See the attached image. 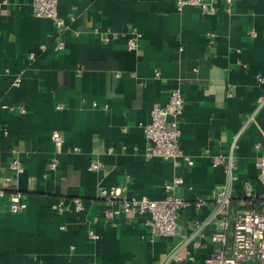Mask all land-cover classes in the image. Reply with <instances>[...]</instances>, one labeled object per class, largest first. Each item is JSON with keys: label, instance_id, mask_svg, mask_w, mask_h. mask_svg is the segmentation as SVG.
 <instances>
[{"label": "crops", "instance_id": "obj_1", "mask_svg": "<svg viewBox=\"0 0 264 264\" xmlns=\"http://www.w3.org/2000/svg\"><path fill=\"white\" fill-rule=\"evenodd\" d=\"M3 1L0 184L18 156L24 171L17 186L28 207L13 213L0 197V264H205L215 225L196 230L226 180L212 156L228 153L240 131L235 188L241 192L245 180L261 188L255 143L264 141V108L249 117L264 93L256 79L264 74V0H237L230 13L222 1L215 14L192 5L179 9L176 0H59L69 25L60 51L52 20L35 16L32 0ZM132 29L142 32L137 49L126 45ZM173 88L185 97L180 143L192 167L145 158L144 126L153 105L165 104ZM54 130L64 136L60 152ZM54 157L59 164L50 169ZM93 160L101 161L100 170L88 169ZM174 177L181 178L176 194L192 203L179 211L175 235H151L138 212L105 216L101 186L126 185L129 196L161 199ZM75 197L84 209H58ZM199 200L205 203L197 206Z\"/></svg>", "mask_w": 264, "mask_h": 264}, {"label": "built area", "instance_id": "obj_2", "mask_svg": "<svg viewBox=\"0 0 264 264\" xmlns=\"http://www.w3.org/2000/svg\"><path fill=\"white\" fill-rule=\"evenodd\" d=\"M223 1L224 11H233L237 0H176L179 9L186 5L198 7L205 14H215L220 9L219 5ZM7 2L6 0L3 3ZM32 10L35 16L51 19L57 35L59 36L54 48L57 51L65 48L62 38L63 32L68 28L67 21L59 13V0H32ZM97 32V31H96ZM115 36V35H114ZM142 32L132 29L126 38V45L129 49L139 47V39ZM105 41H110L111 34L104 35ZM46 45H40V49H45ZM35 53H30V58L35 57ZM79 75L82 74V67L77 69ZM157 74H159L157 72ZM256 79L264 84V74L258 73ZM21 77L17 76L13 82L18 86ZM63 104L57 105L61 109ZM12 108V107H11ZM264 108V93L259 95L256 101L254 112L249 120ZM21 113H25L24 106L18 107ZM185 109V97L180 88H173L165 104H154L151 110V120L144 126L147 139L145 158H161L164 160H182L192 167L195 163L193 158L186 154L181 147V117ZM242 131L235 134L232 145L228 153H218L212 156V166H224L226 180L215 190L213 201L214 208L210 215L199 221L196 232H200L206 225H215V231L210 236V242L214 248L212 253L205 259V264H264V141H257L255 148L260 151L255 163L259 173L261 188L258 189L248 180L243 181L242 191L235 188V184L240 179V169L235 159L234 150ZM52 140L60 152L64 145V136L58 130L52 132ZM208 152V150H206ZM59 164L58 158H53L49 163L50 169H56ZM13 174L7 176L0 184V197H7L9 210L13 213L25 211L28 202L24 193L17 186V176L24 171L21 159L13 155L11 160ZM99 160L90 162L88 169L98 171L102 168ZM181 183L180 177H174L165 183L166 194L161 199H150L148 197H136L128 195L126 185L101 186L98 191L100 199L103 200L105 216L108 219L114 218L121 213L138 212L145 214V226L153 236H172L178 231L179 211L192 204L190 201L176 194L175 189ZM205 203L199 200L197 206ZM117 205V207H113ZM58 209H74L80 211L84 209V202L81 198L75 197L70 203L61 201ZM92 238L98 235L90 231ZM183 240L178 244L170 257L177 254V250L183 248L188 241ZM197 248L202 242L195 240L192 242ZM77 264V263H76Z\"/></svg>", "mask_w": 264, "mask_h": 264}, {"label": "rangeland", "instance_id": "obj_3", "mask_svg": "<svg viewBox=\"0 0 264 264\" xmlns=\"http://www.w3.org/2000/svg\"><path fill=\"white\" fill-rule=\"evenodd\" d=\"M248 264H252V263H248Z\"/></svg>", "mask_w": 264, "mask_h": 264}]
</instances>
